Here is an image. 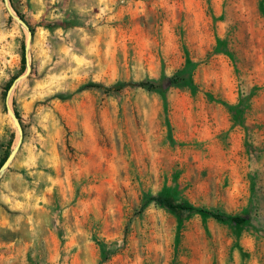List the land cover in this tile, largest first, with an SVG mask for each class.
Instances as JSON below:
<instances>
[{
	"label": "rangeland",
	"instance_id": "rangeland-1",
	"mask_svg": "<svg viewBox=\"0 0 264 264\" xmlns=\"http://www.w3.org/2000/svg\"><path fill=\"white\" fill-rule=\"evenodd\" d=\"M9 2L31 71L8 99L23 139L0 177V264H264V0ZM26 38L0 0V166Z\"/></svg>",
	"mask_w": 264,
	"mask_h": 264
},
{
	"label": "trees",
	"instance_id": "trees-1",
	"mask_svg": "<svg viewBox=\"0 0 264 264\" xmlns=\"http://www.w3.org/2000/svg\"><path fill=\"white\" fill-rule=\"evenodd\" d=\"M22 18V16H20ZM23 19V18H22ZM186 69L185 70H181L179 71L177 74H175L174 76H172L171 78L168 79L170 85L173 86H179L181 85L180 81L183 80L185 73H186ZM137 86L147 89V90H154L157 89L158 87V83L152 80H145L142 82H139L136 84ZM122 84H118L115 86H112L110 88H105V90L111 91V90H119L122 88ZM90 88H104L101 85L95 84V83H88L83 85L82 87H80L79 90H85V89H90ZM16 116L18 117V114L15 112ZM4 162V160H3ZM2 164V163H1ZM152 201H155L156 204H158L161 207H165V208H169L171 210H182V211H187L190 213H196V214H200L204 217H212L218 221L221 222H234L237 224L243 223L244 219L238 216H229V215H225V214H221L218 212H213V211H209L203 208H197L194 207L192 205L189 204H175L173 202H171L170 200H168L163 194H158L155 197H151Z\"/></svg>",
	"mask_w": 264,
	"mask_h": 264
},
{
	"label": "water",
	"instance_id": "water-1",
	"mask_svg": "<svg viewBox=\"0 0 264 264\" xmlns=\"http://www.w3.org/2000/svg\"><path fill=\"white\" fill-rule=\"evenodd\" d=\"M3 3H4L5 9H6L8 15L27 33V38H26L25 45H24V61H25L24 73H23V75L17 77L12 82V84L10 85L9 89L6 92V101H5V108H6V111L9 115L11 121H12L14 128L17 131L18 140H17L16 145L14 146V148L12 149L10 154L8 155V157L5 159V161L0 166V177L8 169L10 163L15 158V155L18 152V150L22 144V139H23V133H22V128H21L19 119L16 116L15 112L10 108V106L8 104L9 95L11 94L15 85L19 81H21L22 79L26 78L30 74V71H31V65H30L29 56H28L30 43H31V30L28 27V25L25 23V21L12 10L9 0H3Z\"/></svg>",
	"mask_w": 264,
	"mask_h": 264
}]
</instances>
